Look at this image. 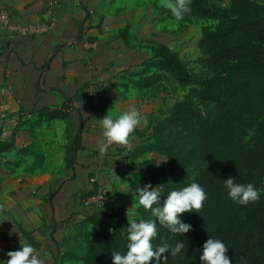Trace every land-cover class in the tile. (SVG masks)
Wrapping results in <instances>:
<instances>
[{
    "label": "crops",
    "instance_id": "obj_1",
    "mask_svg": "<svg viewBox=\"0 0 264 264\" xmlns=\"http://www.w3.org/2000/svg\"><path fill=\"white\" fill-rule=\"evenodd\" d=\"M46 1L0 0V7L10 11L13 21L34 24L41 19ZM57 1L53 25L41 35L14 40L0 28V114H22L13 126L12 148L0 155V257L8 248H20L19 241L25 239L19 228L29 232L40 228L42 232L34 235L35 249L45 264H55L63 241L88 215L114 214L123 207L127 220L132 218L129 214L141 218L129 193L141 184L139 164H166L157 153L137 151L150 142L148 122L162 113H157L159 102L151 89L135 90L128 84L99 92L103 85L127 83L125 76L140 70L151 57L142 45L148 36L159 42L155 33L149 34L140 23L133 37L136 20L150 13L129 7L137 0ZM125 26L130 46L118 37ZM81 27L84 33L77 41ZM65 105L66 121H39V111L62 110ZM133 107L145 115L147 123L138 126L130 147L114 143L102 158L99 147L105 138L99 119L115 118ZM79 127L80 145L71 173L65 165L64 146L73 141ZM101 186L110 193L106 207L94 210L80 204L81 196ZM57 188L51 212L47 197ZM51 214L56 222L53 234Z\"/></svg>",
    "mask_w": 264,
    "mask_h": 264
},
{
    "label": "trees",
    "instance_id": "obj_2",
    "mask_svg": "<svg viewBox=\"0 0 264 264\" xmlns=\"http://www.w3.org/2000/svg\"><path fill=\"white\" fill-rule=\"evenodd\" d=\"M188 7L190 11L178 21L188 22L193 17L217 21L213 27L203 28L198 42L207 70L199 84L189 87L195 78L176 52L164 43L146 40L151 57L141 64L140 70L128 73L127 83L103 85L99 92L128 84L135 90H148L157 87L162 79L189 87L168 110L148 122L150 142L137 148L139 153L154 152L165 158L164 167L153 161L139 164L141 180L157 186L162 196L193 180L207 193L199 212L193 209L181 214L182 221L192 226L183 236L158 225L154 244L166 241L174 245L182 240L186 245L176 257L169 256L166 264H203L200 256L209 237L225 242L230 264H264V194L258 201L240 205L228 197L224 186V180L233 177L237 183L251 182L264 190V0H190ZM159 10L173 17L171 10ZM83 33L81 27L77 41ZM118 37L130 46L128 26L118 31ZM66 108L68 105L62 110H41L38 119L66 121ZM80 137L79 127L73 141L64 146L65 165L71 173ZM12 142V136L0 140V155L12 148ZM96 189L85 196L94 194ZM136 189L129 193L138 205V214L141 219H154L150 211L139 205ZM57 192L58 188L47 197L51 212V200ZM50 225L53 234L56 222L52 214ZM127 226L123 207L114 214L88 215L75 226L84 239L78 254L67 250L68 243L75 239L72 235L63 241L64 252L60 256L82 264H112V252L126 251ZM19 229L22 237L37 248L34 235L42 229ZM14 250L18 249L8 248L6 252Z\"/></svg>",
    "mask_w": 264,
    "mask_h": 264
},
{
    "label": "clouds",
    "instance_id": "obj_3",
    "mask_svg": "<svg viewBox=\"0 0 264 264\" xmlns=\"http://www.w3.org/2000/svg\"><path fill=\"white\" fill-rule=\"evenodd\" d=\"M190 0H168L165 6L171 10L176 19H182L190 11ZM102 127V136L105 142L99 147L100 156L103 158L112 144L131 146L130 138L142 124L147 123L145 115L133 107L120 112L113 118L106 115L99 119ZM224 186L228 197L235 203L247 205L250 202L260 200L264 190L258 189L254 183H237L233 177L224 180ZM139 196V205L150 211L154 219H141L129 214L126 232V251L112 252V264H166L169 256L176 257L186 247L182 240L175 244L162 242L154 244L158 237L159 226H162L172 234L184 235L191 229V225L181 219V214L199 212L207 200L205 188L195 180L181 188L171 189L166 196H162L161 190L149 183L143 188L136 189ZM163 197V201L161 198ZM20 248L8 251L9 257L3 260L4 264H45L32 243L20 240ZM227 245L222 239L209 237L203 244L200 260L203 264H230L226 255ZM168 253V255H164Z\"/></svg>",
    "mask_w": 264,
    "mask_h": 264
},
{
    "label": "rangeland",
    "instance_id": "obj_4",
    "mask_svg": "<svg viewBox=\"0 0 264 264\" xmlns=\"http://www.w3.org/2000/svg\"><path fill=\"white\" fill-rule=\"evenodd\" d=\"M223 1L226 2V0ZM166 3L167 1L165 0H137L130 4L131 6L129 7L132 8L134 6L133 8H136L135 11L140 8L142 11L145 10L150 13L149 16L145 15V18L141 17L136 20L137 26H135L133 31V37H137V28L140 23H142L141 25L146 27L149 34L151 31V33H155V37L159 42H164L167 46H171L172 50L177 53L180 60L194 76L195 83L189 86L194 87L207 75L205 56L199 52L198 48L202 30L206 26L213 27L217 21L193 17L188 22H180L174 15L173 17H169L165 12L159 10L160 7L168 9L165 6ZM132 22H134V18H132ZM148 38L150 37L148 36ZM148 38L143 39L144 42L143 40L141 41V43H144L142 45L143 49H148L145 44L146 40H149ZM189 87L182 88L171 80L162 79L157 87L151 89V94L154 95L159 102L157 113L168 110L175 101L184 96ZM140 186L141 184H139L138 187ZM83 231H87V227L84 228ZM78 232L79 229L75 227L73 233L69 235H73L75 239L70 241L67 245V250L73 253L75 252V254H78L81 246L84 245V239ZM62 251L64 252V247H62ZM3 255L5 257H3ZM3 255L0 257V264H4L3 260L7 258L5 254ZM63 257L64 256H58L57 260H55V264H82L79 261L69 260Z\"/></svg>",
    "mask_w": 264,
    "mask_h": 264
},
{
    "label": "built area",
    "instance_id": "obj_5",
    "mask_svg": "<svg viewBox=\"0 0 264 264\" xmlns=\"http://www.w3.org/2000/svg\"><path fill=\"white\" fill-rule=\"evenodd\" d=\"M224 5V4H223ZM58 1L47 0L42 10L41 19L34 24H25L13 21L12 14L7 8L0 7V28L4 30L14 40L21 38H32L49 31L53 25L57 11ZM90 46L86 43V49ZM172 50L171 46H168ZM22 114L7 116L0 114V140H6L12 136L14 124L17 123ZM141 185L149 184L146 180H141ZM80 204L94 210L106 207L110 203V193L107 187H99L94 194L80 198Z\"/></svg>",
    "mask_w": 264,
    "mask_h": 264
},
{
    "label": "water",
    "instance_id": "obj_6",
    "mask_svg": "<svg viewBox=\"0 0 264 264\" xmlns=\"http://www.w3.org/2000/svg\"><path fill=\"white\" fill-rule=\"evenodd\" d=\"M70 43H68L67 45H69Z\"/></svg>",
    "mask_w": 264,
    "mask_h": 264
}]
</instances>
